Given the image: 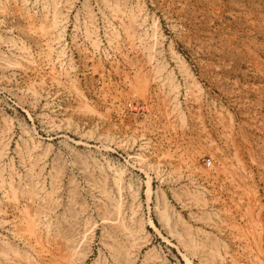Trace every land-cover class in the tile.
<instances>
[{
    "label": "rangeland",
    "instance_id": "1",
    "mask_svg": "<svg viewBox=\"0 0 264 264\" xmlns=\"http://www.w3.org/2000/svg\"><path fill=\"white\" fill-rule=\"evenodd\" d=\"M57 11L108 27L114 93L48 98ZM115 235L133 264H264V0H0V264L124 263Z\"/></svg>",
    "mask_w": 264,
    "mask_h": 264
},
{
    "label": "built area",
    "instance_id": "2",
    "mask_svg": "<svg viewBox=\"0 0 264 264\" xmlns=\"http://www.w3.org/2000/svg\"><path fill=\"white\" fill-rule=\"evenodd\" d=\"M92 27V26H91ZM96 27V29H94ZM108 27L104 25L100 26L98 23L93 26V29L97 32V35L91 34L85 28L82 29H74V27H65L64 36L60 39H54L53 42H58L60 44V48H64L63 56H60L57 63H52L51 61L48 65L41 71L43 74V88L47 90L48 95L56 96L60 89H65L66 92H72L67 87L70 85V79H74V81H78V86L83 90H94L97 93L105 94L108 91H115V51L108 45V39L104 36L103 30ZM110 28V27H109ZM107 30V29H106ZM95 41L93 54L89 58H85L84 60L88 63L81 64L82 57L80 56V50L84 49L83 45L89 43L91 41ZM83 44V45H81ZM91 47V45H90ZM59 48V49H60ZM91 53V50H88ZM96 54V55H95ZM52 57L54 56L53 51L51 52ZM57 54L53 58H57ZM67 58H69V62H66ZM81 60V62H80ZM62 62V65L59 63ZM96 64V65H95ZM69 65V67H68ZM70 66H73V70H71ZM86 66V68L84 67ZM92 66H97V70L95 71V76L93 78V83L91 87H87V83L84 79V75L88 73V70L91 69ZM49 72L47 73L48 68ZM66 68V69H65ZM68 72L63 75V72ZM60 79L62 82L58 85L55 79ZM50 98V99H51ZM111 102H113L112 98ZM106 101H110L109 99H105ZM143 106V103L140 101H128L126 103V108L130 110L132 113H137Z\"/></svg>",
    "mask_w": 264,
    "mask_h": 264
},
{
    "label": "bare ground",
    "instance_id": "3",
    "mask_svg": "<svg viewBox=\"0 0 264 264\" xmlns=\"http://www.w3.org/2000/svg\"><path fill=\"white\" fill-rule=\"evenodd\" d=\"M50 1V0H49ZM73 4V3H72ZM47 6V5H46ZM54 6V5H53ZM52 6V7H53ZM44 9H45V7H44ZM45 11V10H44ZM27 12V11H26ZM90 13V12H89ZM51 14H52V12H51ZM60 14L58 13V11L57 12H54L53 13V15H52V21H49V22H51L52 23V25L54 26V27H57V26H60V27H58V28H56V29H59L58 30V33L56 34V35H52V36H48V34H47V36H46V41H45V43H44V49L46 50V53H47V57H46V59H45V61H44V63H41V65L39 64V73L41 74V75H43L42 73H41V71L48 65V63L51 61V65H52V63H57V61L59 60V58H60V56H63V54H64V48H60V44L58 43V42H53L54 41V39H60V38H63V36H64V30H65V27H66V25L64 26V25H62L61 24V21H62V19L60 18ZM133 16H135V15H133ZM47 18V17H46ZM51 20V19H50ZM64 24V23H63ZM86 30H88L87 28H86V26L84 27ZM43 29V28H42ZM54 29V28H53ZM45 30V29H44ZM46 31H48V30H45L43 33L44 34H46ZM51 31V30H50ZM54 31H57V30H54ZM49 32V31H48ZM91 32H93L95 35H97V32L94 30H91ZM105 34V33H104ZM139 34V33H138ZM107 39H108V37H107ZM108 40H110V39H108ZM94 41V40H93ZM95 42V41H94ZM109 45V44H108ZM60 48V49H59ZM111 48L115 51V48L113 47V45L111 44ZM93 49H95V48H93ZM53 51V54H54V56L57 54V52H58V55H57V58L55 59V58H53L52 57V55H51V52ZM91 54H93V52H91ZM67 61L66 62H69V58H67L66 59ZM7 61V60H6ZM10 61V60H9ZM16 63H17V61H16ZM9 64V63H8ZM15 64V63H14ZM60 65H62V62L61 63H59ZM160 65V64H159ZM182 65V64H181ZM12 66V65H11ZM68 67H69V65H68ZM70 68H71V70H73V66H70ZM49 69H50V67L48 68V70H47V73L49 72ZM66 69V68H65ZM161 71V70H160ZM66 73H68V72H63V75L64 74H66ZM170 76V75H169ZM58 79V78H57ZM57 79H55V80H57ZM60 80V79H59ZM44 81V80H43ZM61 81V80H60ZM70 81L72 82V81H74V79H70ZM130 84V83H129ZM173 86V85H172ZM132 87V86H131ZM81 89V88H80ZM82 91H83V89H81ZM47 95H48V92H47ZM51 96L52 95H50V96H48V98L50 99L51 98ZM52 98H55V96H53ZM176 99V98H175ZM96 114V113H95ZM231 128V127H230ZM242 168V167H241ZM118 170V169H117ZM117 173H118V171H117ZM229 173V172H228ZM118 174H120V172L118 173ZM117 175V174H116ZM121 175V174H120ZM229 175V174H228ZM234 176V175H233ZM231 178V177H230ZM150 179V178H149ZM117 180H119L120 181V178H118ZM232 180V179H231ZM120 183V182H119ZM232 184V183H231ZM119 186V185H118ZM150 185H149V182L147 183V193L150 191ZM34 192V191H33ZM35 193V192H34ZM33 193V194H34ZM34 196H35V194L33 195V197H32V195L30 196L31 197V199H33L34 198ZM32 201V200H31ZM113 205V210H114V212L118 215V214H121V205H120V203L119 202H117V201H114V203L112 204ZM17 207V206H16ZM18 211V210H17ZM35 214V213H34ZM119 216V215H118ZM37 217V216H36ZM38 218V217H37ZM116 218V217H115ZM33 222H34V220H33ZM137 222H138V220H137ZM137 224V223H136ZM118 226V225H117ZM122 226V223H121V225H120V227ZM138 226V225H137ZM37 227V226H36ZM132 227V226H131ZM123 228V227H122ZM132 228H134V227H132ZM124 230H127V231H125L124 232ZM138 230H143L142 229V226H141V224H139V229ZM137 229H131V228H127V229H123V232L127 235V237H129L130 235H134V233L136 232V231H138ZM32 231V230H31ZM121 232V231H120ZM122 233V232H121ZM138 233V232H137ZM32 234V233H31ZM129 235V236H128ZM137 236V235H136ZM27 237V236H26ZM124 237H126V236H124ZM131 237V239H132V236H130ZM116 238H117V235H115V241H116ZM136 238V237H135ZM245 238V237H244ZM232 239V238H231ZM245 239H247V238H245ZM253 239V241H254V238H252ZM256 240V239H255ZM261 240V239H260ZM118 241V240H117ZM116 241V242H117ZM243 241H245V240H243ZM248 241V240H247ZM257 241V240H256ZM255 241V242H256ZM238 242H240V241H238ZM114 243V242H113ZM118 244H119V246L121 247V249L122 250H120L121 251V253H122V257H123V259H124V263H122V261L120 260V262L121 263H119V264H133V260H134V258L133 259H130V257H132L131 256V252H130V250H127L125 247H124V245H122V244H120L119 242H117ZM257 244H259L258 242H256ZM255 243V244H256ZM241 244V243H240ZM244 244V243H243ZM248 244V243H247ZM111 245V244H110ZM109 246V245H108ZM256 246V245H255ZM43 247V246H42ZM120 247H119V249H120ZM245 247V246H244ZM129 248V247H128ZM115 249V248H114ZM138 250V249H137ZM261 251V250H260ZM244 254V253H243ZM253 254V253H252ZM112 255V254H111ZM121 256V255H120ZM135 256V255H134ZM114 257V256H113ZM258 257V256H257ZM117 258H118V255H117ZM120 259V258H119ZM235 262V261H234ZM118 263H116V264H118ZM235 264V263H234Z\"/></svg>",
    "mask_w": 264,
    "mask_h": 264
}]
</instances>
